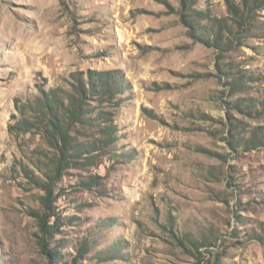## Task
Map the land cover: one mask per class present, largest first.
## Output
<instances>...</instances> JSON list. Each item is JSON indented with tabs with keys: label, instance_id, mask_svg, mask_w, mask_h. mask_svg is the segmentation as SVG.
<instances>
[{
	"label": "rangeland",
	"instance_id": "374dc122",
	"mask_svg": "<svg viewBox=\"0 0 264 264\" xmlns=\"http://www.w3.org/2000/svg\"><path fill=\"white\" fill-rule=\"evenodd\" d=\"M82 85L107 119L72 133L81 165L47 209L37 110ZM256 130L264 0H0V264H264V147L242 146Z\"/></svg>",
	"mask_w": 264,
	"mask_h": 264
},
{
	"label": "trees",
	"instance_id": "16d2710c",
	"mask_svg": "<svg viewBox=\"0 0 264 264\" xmlns=\"http://www.w3.org/2000/svg\"><path fill=\"white\" fill-rule=\"evenodd\" d=\"M190 23V22H189ZM192 30H197L195 25L191 26ZM200 39L207 44H216L222 45V34H214L213 37L211 36H204L200 34ZM234 86L239 88L238 79L232 80ZM105 85L100 86L98 90L99 96H104V98L100 99V102L103 101H111L115 94H113V90L109 88L110 83L104 82ZM88 91L85 90L84 85L81 88H77L75 93L69 95V98L66 99L67 104L65 106L55 105L54 108L51 109L47 102H43L38 107V114L42 117H39L38 121L39 124H42L43 127L46 129L48 143L50 144L51 148L54 149V157L51 159V168L49 169V173L44 175V178L39 177L38 179H33L34 185H38L41 189L46 191V197L43 199L45 207L48 209L50 205L46 203L48 199H53L54 191H55V184L59 181V179L64 175V172L69 168L71 165H81L76 162L78 156H81V152L78 149L85 148V145H78L76 138L72 133H75L80 128L84 129H95L100 127L102 129V125L97 123V117H101L102 119L106 120L107 118H103L104 115L107 113L102 112V114H95V111L89 110L86 108L87 106L91 107L84 98L88 96ZM91 96V94H90ZM99 101V100H98ZM53 103V102H51ZM247 108L244 109L250 111H254L255 107L252 101H248ZM237 108L243 113L241 105L239 104ZM101 115V116H100ZM109 121V120H108ZM113 124H110L108 128H104L105 131H102L103 138L99 140V143L103 144H111L113 141L111 140V134H108L109 131H113L112 129ZM232 130H238L237 126H234ZM237 145L240 144V140H237ZM98 144L97 141H94V145ZM242 146L246 149H252L257 147H264V132L261 130H256L252 137L249 140H244ZM235 149V146H233ZM75 162L77 164H75ZM39 219V226L40 229H43V232L51 231L52 227L49 226L48 216L46 214H41ZM193 245L194 243L189 239ZM52 250H48L50 256L57 257L58 252L56 248H51Z\"/></svg>",
	"mask_w": 264,
	"mask_h": 264
}]
</instances>
